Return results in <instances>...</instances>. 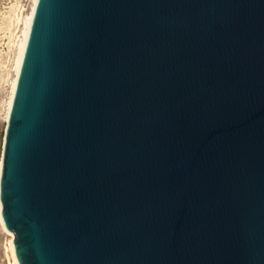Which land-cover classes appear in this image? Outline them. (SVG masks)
<instances>
[{"label": "water", "instance_id": "1", "mask_svg": "<svg viewBox=\"0 0 264 264\" xmlns=\"http://www.w3.org/2000/svg\"><path fill=\"white\" fill-rule=\"evenodd\" d=\"M2 150L19 264H264V0H39Z\"/></svg>", "mask_w": 264, "mask_h": 264}, {"label": "bare ground", "instance_id": "2", "mask_svg": "<svg viewBox=\"0 0 264 264\" xmlns=\"http://www.w3.org/2000/svg\"><path fill=\"white\" fill-rule=\"evenodd\" d=\"M39 0H33L31 10L28 12L27 15L24 14V9L22 8V5H15L12 7L10 15L6 18L8 20V47L10 48V52L15 50L14 56L9 58V61H11V72L13 73V77L10 80V92L9 97L6 101L5 106V121L6 123L9 120L14 96L16 92V87L18 83L19 74L21 71V66L23 62L24 52L25 48L29 39L30 30L34 18V14L36 11V7L38 5ZM7 34V33H6ZM6 63V62H4ZM3 67H6L5 64H3ZM9 70V69H8ZM10 74V73H9ZM7 79V78H6ZM2 170H3V161L0 162V184H1V176H2ZM0 225L2 229L10 236H12L15 239V236L13 233L8 231L5 227L3 215H2V204L0 200ZM9 251L11 253L13 264H19L16 251H15V245L14 240H11L9 243Z\"/></svg>", "mask_w": 264, "mask_h": 264}, {"label": "rangeland", "instance_id": "3", "mask_svg": "<svg viewBox=\"0 0 264 264\" xmlns=\"http://www.w3.org/2000/svg\"><path fill=\"white\" fill-rule=\"evenodd\" d=\"M32 3L33 0H0V162H2L4 133L7 125L4 118L5 106L10 92V80L13 77L9 58L13 57L15 52V50L10 52V48L8 47L9 33L7 29L8 20L6 18L10 15L12 7L17 4L23 6L22 8L25 10L24 14L27 15L31 10ZM3 64L6 67H3ZM11 240H14V238L8 235L0 225V264H13L9 251Z\"/></svg>", "mask_w": 264, "mask_h": 264}]
</instances>
